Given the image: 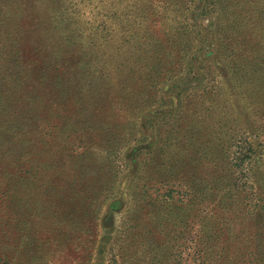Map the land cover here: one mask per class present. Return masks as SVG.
<instances>
[{
    "label": "rangeland",
    "instance_id": "1",
    "mask_svg": "<svg viewBox=\"0 0 264 264\" xmlns=\"http://www.w3.org/2000/svg\"><path fill=\"white\" fill-rule=\"evenodd\" d=\"M1 96L0 264H264V0H4Z\"/></svg>",
    "mask_w": 264,
    "mask_h": 264
},
{
    "label": "trees",
    "instance_id": "2",
    "mask_svg": "<svg viewBox=\"0 0 264 264\" xmlns=\"http://www.w3.org/2000/svg\"><path fill=\"white\" fill-rule=\"evenodd\" d=\"M4 0H0V2H3ZM216 2H212V5L213 7L215 8L216 7ZM207 10V8H205V11ZM211 13H213L214 11L217 12L216 9L213 10H209ZM206 13V12H205ZM216 19H213L212 22H215ZM165 32V31H164ZM166 33V32H165ZM150 40V39H149ZM151 42V40H150ZM171 43H168L167 45H170ZM20 44L17 45V49L19 52H21V47L19 46ZM152 44H150V49L152 48ZM199 46H204V44L202 45L201 43H199ZM166 49L164 48H161L160 46L158 45H154L153 46V49H154V52L157 53L155 56H156V59L154 61H151L149 62L145 67L146 69L148 70V80H149V88H151L150 90H154L155 87L161 82V80H171L173 79L181 70V67H182V63H180L181 61H183V55H182V52H181V48L177 47V49L173 50L174 52H170V51H167L168 49V46H164ZM241 50V55L242 53L244 52V50L242 49H239V50H234L235 51H238L240 52ZM34 55L35 53H37L35 50H34ZM170 53H173L174 56H169ZM232 54V53H230ZM168 60V61H167ZM37 61L40 63V68H41V73H44V74H47V72H49L48 69H51L50 68V63H42L40 61L39 58H37ZM18 66H19V72L21 73V70L22 69H33L35 68V65H32L30 68H27L29 67V64H22L21 63V60H19L18 62ZM167 66H170L169 68ZM173 67H177L176 70H174ZM167 68L169 70H167ZM169 73V75L167 76L166 73ZM18 76V75H17ZM21 76V75H20ZM133 76V75H132ZM22 76H21V80H22ZM147 80V81H148ZM160 80V81H158ZM17 81L18 78H17ZM144 82V79L142 80ZM40 84V83H39ZM21 85H19L18 83L15 85V87L17 89L20 88ZM3 96V95H2ZM0 97V114H5V113H14V111H12V105H11V111L8 112V109L6 108H9L10 109V106H8V98H3V97ZM112 100L111 99V104H112ZM172 103L174 104L175 108H178L179 107V100L177 98H174L172 100ZM113 107L115 109H117V115L114 117H117L119 116L121 113H122V110H120L116 104H112ZM8 106V107H7ZM19 117V116H18ZM21 119V121L24 120L25 117H22V115L19 117ZM31 119H32V116H31ZM12 122L10 123H6L5 125H11ZM17 123V122H15ZM9 127V126H8ZM86 134H90L92 133L91 131H85ZM8 133V132H6ZM154 157L155 159H152L150 165H151V170H152V176H151V180L153 182V184H172V180L168 177H165L163 175L167 174V173H164V174H161V170L157 169L158 167V164H157V154H155V156H152ZM12 166V165H11ZM157 172V174H156ZM168 174L170 175V173L168 172ZM168 175V176H169ZM165 186V185H164ZM194 189V188H193ZM5 192H4V189L0 188V195H4ZM170 195L171 193H166L164 195H162L164 198H166L165 200H170ZM196 211V214L195 216L193 215H189V217L191 216L192 218H197L199 217V211L198 210H195ZM198 211V212H197ZM85 214V212H82V214ZM178 219V218H177ZM179 220V219H178ZM177 235V234H176ZM204 247H199L197 249V259H198V263L197 264H215V261H216V258H217V255L212 252V251H209V248H205L203 249ZM208 250V251H207Z\"/></svg>",
    "mask_w": 264,
    "mask_h": 264
}]
</instances>
